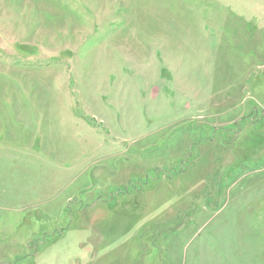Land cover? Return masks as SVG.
Masks as SVG:
<instances>
[{
  "label": "rangeland",
  "instance_id": "rangeland-1",
  "mask_svg": "<svg viewBox=\"0 0 264 264\" xmlns=\"http://www.w3.org/2000/svg\"><path fill=\"white\" fill-rule=\"evenodd\" d=\"M0 264H264V0H0Z\"/></svg>",
  "mask_w": 264,
  "mask_h": 264
}]
</instances>
